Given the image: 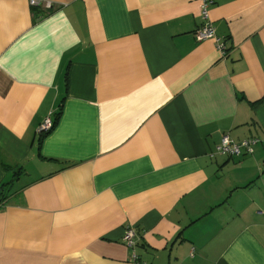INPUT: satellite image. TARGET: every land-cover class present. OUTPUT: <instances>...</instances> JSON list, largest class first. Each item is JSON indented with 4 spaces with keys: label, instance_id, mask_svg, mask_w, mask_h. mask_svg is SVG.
<instances>
[{
    "label": "crops",
    "instance_id": "1",
    "mask_svg": "<svg viewBox=\"0 0 264 264\" xmlns=\"http://www.w3.org/2000/svg\"><path fill=\"white\" fill-rule=\"evenodd\" d=\"M29 1L0 0V264H264V145L209 157L264 139V0H208L225 56L201 0Z\"/></svg>",
    "mask_w": 264,
    "mask_h": 264
},
{
    "label": "built area",
    "instance_id": "2",
    "mask_svg": "<svg viewBox=\"0 0 264 264\" xmlns=\"http://www.w3.org/2000/svg\"><path fill=\"white\" fill-rule=\"evenodd\" d=\"M211 1L201 0L200 3V15L203 20L202 26L194 32V38L197 42H203L212 40L215 43L216 49L222 56L226 54L225 43L215 35V30L208 19V9L211 6ZM29 5L33 8L43 7L45 10H52L53 4L50 2H41L38 0H30ZM54 127V120L51 115L47 116L39 125L36 133L39 136L46 135L51 132ZM256 144L264 145V139L249 138L239 142H233L228 136H223L219 145L215 148V152L210 154L209 157L214 156H228V157H240L252 153V147ZM260 215L264 217V211L260 212ZM123 244L126 248L133 250L137 244L136 231L133 227L126 228L123 236ZM133 262L136 261V256L132 255Z\"/></svg>",
    "mask_w": 264,
    "mask_h": 264
},
{
    "label": "trees",
    "instance_id": "3",
    "mask_svg": "<svg viewBox=\"0 0 264 264\" xmlns=\"http://www.w3.org/2000/svg\"><path fill=\"white\" fill-rule=\"evenodd\" d=\"M57 117H58V114L56 115V118H55V120H54V125L56 124ZM5 186H7V185H1V186H0V196H2L1 201H0V204H1V202L5 199V198H4V195H2V194H4V193H3V190H4V187H5Z\"/></svg>",
    "mask_w": 264,
    "mask_h": 264
}]
</instances>
